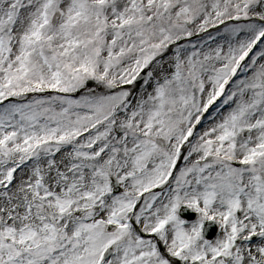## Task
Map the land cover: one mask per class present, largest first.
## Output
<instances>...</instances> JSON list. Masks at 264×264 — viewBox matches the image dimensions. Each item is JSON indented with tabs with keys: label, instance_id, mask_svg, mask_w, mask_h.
Wrapping results in <instances>:
<instances>
[{
	"label": "snow or ice",
	"instance_id": "snow-or-ice-1",
	"mask_svg": "<svg viewBox=\"0 0 264 264\" xmlns=\"http://www.w3.org/2000/svg\"><path fill=\"white\" fill-rule=\"evenodd\" d=\"M0 264H264V0H0Z\"/></svg>",
	"mask_w": 264,
	"mask_h": 264
}]
</instances>
